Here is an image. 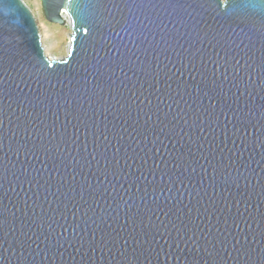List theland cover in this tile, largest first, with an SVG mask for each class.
<instances>
[{"label":"water","instance_id":"obj_1","mask_svg":"<svg viewBox=\"0 0 264 264\" xmlns=\"http://www.w3.org/2000/svg\"><path fill=\"white\" fill-rule=\"evenodd\" d=\"M0 0V264H264V0Z\"/></svg>","mask_w":264,"mask_h":264},{"label":"rangeland","instance_id":"obj_2","mask_svg":"<svg viewBox=\"0 0 264 264\" xmlns=\"http://www.w3.org/2000/svg\"><path fill=\"white\" fill-rule=\"evenodd\" d=\"M22 1L30 9L35 19L44 52L51 57H64L69 44V33L72 32L65 12H63V17L65 18L64 24L52 23L45 18L40 0Z\"/></svg>","mask_w":264,"mask_h":264},{"label":"bare ground","instance_id":"obj_3","mask_svg":"<svg viewBox=\"0 0 264 264\" xmlns=\"http://www.w3.org/2000/svg\"><path fill=\"white\" fill-rule=\"evenodd\" d=\"M62 15L64 16V13H63V12H62ZM65 15H67L66 12H65ZM67 17H68V15H67ZM71 31H72V30H71ZM70 34H71V33H69V37H70Z\"/></svg>","mask_w":264,"mask_h":264}]
</instances>
